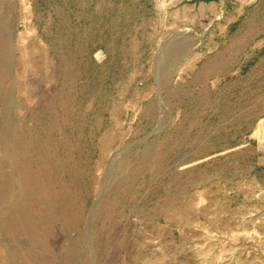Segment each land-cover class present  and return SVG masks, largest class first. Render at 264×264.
Masks as SVG:
<instances>
[{
	"label": "rangeland",
	"instance_id": "1",
	"mask_svg": "<svg viewBox=\"0 0 264 264\" xmlns=\"http://www.w3.org/2000/svg\"><path fill=\"white\" fill-rule=\"evenodd\" d=\"M0 264H264V0H0Z\"/></svg>",
	"mask_w": 264,
	"mask_h": 264
}]
</instances>
